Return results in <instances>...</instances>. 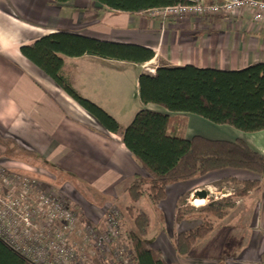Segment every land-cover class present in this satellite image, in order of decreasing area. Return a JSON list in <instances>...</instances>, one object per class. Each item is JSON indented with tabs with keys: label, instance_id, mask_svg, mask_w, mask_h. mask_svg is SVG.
Masks as SVG:
<instances>
[{
	"label": "crops",
	"instance_id": "0c3cea01",
	"mask_svg": "<svg viewBox=\"0 0 264 264\" xmlns=\"http://www.w3.org/2000/svg\"><path fill=\"white\" fill-rule=\"evenodd\" d=\"M60 31L151 48L155 52L151 61L133 63L140 68L139 76L144 71L155 73L163 66L236 71L264 63V28L247 12L228 18L192 16L163 20L151 10L131 14L107 10L90 0L63 4L54 0H0V160L6 168L5 178L11 182L0 179L1 191L22 178L35 181L39 188L46 186L42 185L44 182L54 186L53 178H60L63 185H71L72 179L80 191L112 200L120 194L128 196L127 188L135 175H146L119 135L85 122L83 115L88 113L22 54V46ZM89 60L126 63L95 56L66 58L64 71L76 89L93 99L100 89L105 95L117 93L115 87L107 92L100 86L102 75L84 80L82 66ZM110 78L117 81V77ZM143 108L165 110L142 103ZM167 114L172 117L188 113ZM188 115L191 119L185 128L186 138L200 135L231 142L242 139L264 155V130L246 133L226 125L216 127L197 115ZM221 172H226L237 185H224V193H219L222 196L213 201L223 204L224 214L222 218L206 216L205 220L214 225L206 241L197 244L186 257L180 256L174 246L176 236L184 231L176 227V209L188 188L197 191L199 179L183 185L165 221L159 217L158 232L152 230L146 237L168 264H264V179L248 171ZM255 181L254 188L241 192L246 182ZM170 187L173 185L167 186L166 193ZM162 202L157 209L165 213ZM198 220L191 230L202 224V219Z\"/></svg>",
	"mask_w": 264,
	"mask_h": 264
},
{
	"label": "trees",
	"instance_id": "16d2710c",
	"mask_svg": "<svg viewBox=\"0 0 264 264\" xmlns=\"http://www.w3.org/2000/svg\"><path fill=\"white\" fill-rule=\"evenodd\" d=\"M63 4L72 0H54ZM107 10L140 14L185 0H90ZM22 54L46 73L68 96L92 116L105 130L119 135L146 175L137 174L127 188L130 203L125 215L131 222L127 232L131 264H168L161 251L151 247L146 237L152 230L151 213L142 207L147 201L157 210L167 197L166 188L182 181L202 179L224 170L248 171L264 179V155L244 140H212L200 135L188 139L178 115L141 109L122 130L103 108L85 98L64 71L65 59L95 56L107 60L144 64L155 57L151 48L136 44L109 42L70 32L43 36L32 45L21 47ZM139 97L144 105L155 104L169 113L194 114L215 125H226L246 133L264 130V63L226 71L182 67H158L138 78ZM257 185L246 182L243 191ZM240 192V193H241ZM202 212L218 218L224 206L212 202ZM181 214L177 215L180 220ZM214 225L204 219L193 230L180 232L174 246L186 257L200 242L206 241ZM94 264H107L98 254ZM0 264H34L0 238Z\"/></svg>",
	"mask_w": 264,
	"mask_h": 264
},
{
	"label": "built area",
	"instance_id": "2783aa9c",
	"mask_svg": "<svg viewBox=\"0 0 264 264\" xmlns=\"http://www.w3.org/2000/svg\"><path fill=\"white\" fill-rule=\"evenodd\" d=\"M151 12L163 20L192 16L228 18L247 12L258 26L264 28V0H185V3ZM5 171L0 165V179L11 183L5 178ZM108 225L110 232L102 236L88 223L83 226V239L96 245L98 253L93 252L95 257L100 254L104 258L111 252L110 246L117 236L116 215L108 218ZM79 228L70 203L39 188L29 178H22L7 190H0V238L34 264H94L83 253L86 243L80 238L71 241Z\"/></svg>",
	"mask_w": 264,
	"mask_h": 264
},
{
	"label": "rangeland",
	"instance_id": "374dc122",
	"mask_svg": "<svg viewBox=\"0 0 264 264\" xmlns=\"http://www.w3.org/2000/svg\"><path fill=\"white\" fill-rule=\"evenodd\" d=\"M82 67V74L85 76L84 80H91L96 75H102L103 78H100L101 81L99 79V84L103 89H107V92H109L110 87L116 88L117 93L114 95H105L100 89L99 95L96 99L86 95L83 96L106 110L120 124L121 129L124 130L131 123L135 115L142 109V103L140 101L136 82V79L141 72L140 68L130 62H109L106 64L105 62L101 63L99 60H89ZM66 75L70 77L68 74ZM111 76L117 77V81L116 79L111 80ZM83 116L85 118V122L88 124L101 126L89 114ZM178 116L183 117L186 121L191 119V116L188 114H178ZM214 126L217 127L221 125ZM182 128L185 131L186 126H183ZM0 165L2 168L6 169L1 160ZM11 167L14 168L15 166ZM226 175V172H216L208 177L199 179L196 187L198 188L197 190H207L208 193L211 191L215 192V195L209 197V201L204 206H195L192 199L195 188L190 187L187 189L186 194L184 193L182 196L183 198L180 200L179 208L176 209V217L178 214H181V218L177 222L179 223L178 226H176L177 228L183 229L184 231L191 230V228L197 225L199 221L198 219L201 218V221H204L206 214H201V209L213 201H216V198H220L222 196V194L219 193H224V185H237V182L234 181L232 177H228ZM51 179L52 177H50V180ZM53 180L54 186H52V184H45L44 182L42 185L46 186H41V189L51 192L57 198L65 199L70 203L71 208L77 215L80 226L79 231L71 237V241H75L80 238L86 243L83 245V253L86 255V259L89 260V262H92L96 255V253L93 254V252L98 253V251L93 241H85L83 239L81 231H83L84 224L88 223L92 226L96 233H98V235L102 236L103 234L110 232V228L108 227V218L111 215H116L118 218V226H116L117 229L115 231L117 232V236L114 239L113 245L111 244L112 247L109 245L111 252L104 255V259L107 264H131L130 250L127 242V232L131 230L132 225L125 215V208L130 203L127 194H120L118 198L108 200L106 197H103L105 195L101 196L94 192L80 191L74 185L76 183H73L72 179H70L72 182L71 185H63L60 178H53ZM192 181L194 180L172 184L173 187H170L169 190H167L168 199H164V202H162L164 203L163 206L165 208V213L161 211V209L153 210L150 203L146 200L142 202V207L151 213L154 223L152 227L153 231L158 232L159 227L157 221H159V217H161V220L163 219L165 221L168 214L167 211H169L170 207L173 205L176 195L182 192L184 187L183 185H185L186 182L188 184Z\"/></svg>",
	"mask_w": 264,
	"mask_h": 264
},
{
	"label": "bare ground",
	"instance_id": "6f19581e",
	"mask_svg": "<svg viewBox=\"0 0 264 264\" xmlns=\"http://www.w3.org/2000/svg\"><path fill=\"white\" fill-rule=\"evenodd\" d=\"M163 111H164L163 113H166V114L168 113L165 110H163ZM210 193H211L210 197L212 195H215V192L214 191H211ZM209 199L210 198H197V199L193 200V203H194L195 206H204L209 201Z\"/></svg>",
	"mask_w": 264,
	"mask_h": 264
},
{
	"label": "water",
	"instance_id": "95a60500",
	"mask_svg": "<svg viewBox=\"0 0 264 264\" xmlns=\"http://www.w3.org/2000/svg\"><path fill=\"white\" fill-rule=\"evenodd\" d=\"M209 193L207 190H197L193 195L192 199L195 200L197 198H208Z\"/></svg>",
	"mask_w": 264,
	"mask_h": 264
}]
</instances>
